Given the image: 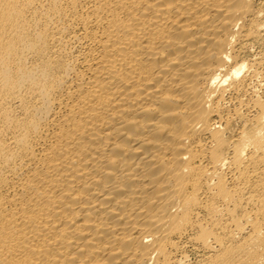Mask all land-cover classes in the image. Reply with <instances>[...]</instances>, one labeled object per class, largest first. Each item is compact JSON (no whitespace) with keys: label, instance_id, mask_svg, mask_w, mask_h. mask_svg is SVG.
I'll use <instances>...</instances> for the list:
<instances>
[{"label":"bare ground","instance_id":"obj_1","mask_svg":"<svg viewBox=\"0 0 264 264\" xmlns=\"http://www.w3.org/2000/svg\"><path fill=\"white\" fill-rule=\"evenodd\" d=\"M0 264H264V0H0Z\"/></svg>","mask_w":264,"mask_h":264},{"label":"rangeland","instance_id":"obj_2","mask_svg":"<svg viewBox=\"0 0 264 264\" xmlns=\"http://www.w3.org/2000/svg\"><path fill=\"white\" fill-rule=\"evenodd\" d=\"M195 256L194 255H192V258H194Z\"/></svg>","mask_w":264,"mask_h":264}]
</instances>
